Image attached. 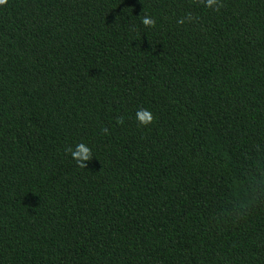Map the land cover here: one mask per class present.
<instances>
[{
  "label": "trees",
  "instance_id": "obj_1",
  "mask_svg": "<svg viewBox=\"0 0 264 264\" xmlns=\"http://www.w3.org/2000/svg\"><path fill=\"white\" fill-rule=\"evenodd\" d=\"M217 7L0 6V264H264V0Z\"/></svg>",
  "mask_w": 264,
  "mask_h": 264
},
{
  "label": "clouds",
  "instance_id": "obj_2",
  "mask_svg": "<svg viewBox=\"0 0 264 264\" xmlns=\"http://www.w3.org/2000/svg\"><path fill=\"white\" fill-rule=\"evenodd\" d=\"M205 7L218 10V0H201ZM7 0H0V6L5 5ZM192 17L190 15H186L184 19L178 20V24H183L185 21H190ZM141 23L146 28L155 27V19L149 15H144L141 18ZM136 120L137 123L141 126H148L153 121L152 113L147 109H141L136 112ZM118 125H122L124 123V118L121 117L116 121ZM104 134H107V129H101ZM68 151L71 155V158L76 162L77 166L80 168H85L87 162L92 160L93 154L90 147L85 143L76 144L74 148H69Z\"/></svg>",
  "mask_w": 264,
  "mask_h": 264
}]
</instances>
